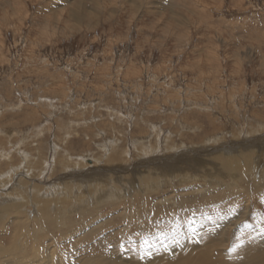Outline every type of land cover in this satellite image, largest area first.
Returning <instances> with one entry per match:
<instances>
[{
  "label": "rangeland",
  "instance_id": "1",
  "mask_svg": "<svg viewBox=\"0 0 264 264\" xmlns=\"http://www.w3.org/2000/svg\"><path fill=\"white\" fill-rule=\"evenodd\" d=\"M227 148L264 163V0H0V264L26 250L22 264H132L120 245L206 239L247 210L229 250L214 247L229 260L237 230L264 232V173L250 190L244 163L218 180ZM206 192L225 199L207 209ZM57 208L68 239L41 230L65 229Z\"/></svg>",
  "mask_w": 264,
  "mask_h": 264
},
{
  "label": "bare ground",
  "instance_id": "2",
  "mask_svg": "<svg viewBox=\"0 0 264 264\" xmlns=\"http://www.w3.org/2000/svg\"><path fill=\"white\" fill-rule=\"evenodd\" d=\"M82 15H83V13H82ZM97 23H95V24H97ZM225 153L228 154V155H230V156H222V155H218V154L215 153L216 155L214 156V160H215L214 165H215V175H216V178L219 180L221 178V176H223V173L219 171L222 166L223 167L225 166L231 172H234V171L235 172H239L240 169H241V164L244 163L245 164V167L247 169L245 175L252 173L253 174V177H254L253 179H251V184L248 187L249 188L248 190H250L253 187V185L255 184L256 178L261 174V172L264 173V163H263V161L260 160L258 157H257V160H256V157L254 158L255 151L254 152H250V151L247 150L240 157H237L236 155H233L232 154V150L229 149V148L226 149V152ZM211 154L214 155V153H211ZM258 160H260V162ZM256 161H258L257 162L258 165L255 166L256 169H254L255 172L253 173L252 172V168H254V167H252V166L254 164H256ZM247 164L249 166H247ZM203 174L206 175V176L208 175L207 173H203ZM196 177H197V175H196ZM196 177H193L192 179L195 180ZM224 177L227 178L229 176L224 174ZM234 178H235V176H234ZM236 180L238 182V188L241 189V188H243L244 183L245 182H248L249 179L248 180H247V178H244L243 179L242 177H240V176L237 175ZM155 181H159L160 182V180H155ZM165 181L166 180H163L162 183H165ZM152 186H153V188H156L155 187V184H153ZM218 186H219V184H218ZM220 187H221V185H220ZM151 190H155V189H151ZM143 192H145V193H143ZM143 192H142L143 194H146V191L145 190ZM215 193H216V191H215ZM206 194L209 195L206 198H199V196H197V195H200V194H196L195 196H196V198L198 197V199H203V200L206 201L205 204L209 205V206H206L207 209L213 208V206H215L216 203H217V201H216L217 199L218 200L225 199L224 197H222L221 195H219V192H218V196H215V194H209L207 192H206ZM134 197L136 198V195ZM19 198H21V197H19ZM190 199H192V198H190ZM112 203H114V202L112 201ZM112 203H111V205H112ZM14 204L15 203H13V205ZM20 205L21 204L18 203V205L15 208H13V209L15 211H17L18 209H20V207H21ZM54 205L55 204H53V206ZM201 206H203V205H201ZM57 209H56V211H54V214L52 213V215L59 220L55 225L56 226L57 225H64L65 226V229L56 230V227L55 226H51V227L48 226V227H46V229H41V230H47V232H49L50 235H53V233H54V234H58V235L62 236L64 239H68L70 237V235L67 236L66 233L65 234H63V233L69 227H72V225H73L72 220H70L69 211L67 210V211L59 212L61 210H59V209L57 210ZM25 210L24 209L22 210L23 211L22 214L25 213ZM39 210H40V208L36 211V213H35V211H33L36 214V216L33 219H37L38 221L40 220V224L42 225L43 221L50 219L49 218V215H48V211H50V209L49 210H47V209H41L40 212H39ZM215 210H217V209H215ZM7 212L10 213V210H8ZM247 212H248L247 210H243V211H240L239 210L238 214H241L239 217L230 218V216H228L230 214L226 213V214L222 215L221 218H219V219L217 218V220H218L217 222H214V224H208L211 227L210 232L206 236L205 235H202V237L203 238H206V239H201V238H199V236H195V237L192 236L191 237V236L188 235L189 232H185V235L182 234L180 236H177V238L174 237L175 235L174 236L173 235L167 236L163 240V245H165V246H162V247H158L159 245H156L154 243L155 241L153 240V242H152L153 243V245H152L153 247L150 248V250H147L146 251V254H144L143 252H140V251L139 252L132 251V250H125L124 251L122 249V245H120V250L119 251H122V252H125V253H129L128 255L129 256H132V257H130V259L132 261V264H224V263L225 264H264V252H262V251H264V242H262V240H264V232H263V230L260 231L258 234L256 233L257 236L253 234L252 239L250 238V234H245L244 232H242V231H244L243 229L237 230V232H236L237 235L235 234L237 243H235L234 244L235 246L232 247V249H234V250H230L229 251V252H231L230 259L229 260L228 259H224V261L216 262V261H214L215 259H213V257L215 256L214 254H213L214 256L212 257V253L214 252V247L215 246H218V248H220L219 246H223V248H225V250H229L230 247L228 249H226V246H230V244H231L230 243V241H231L230 238H231V236H233L232 235V229L231 228L234 227V226H236V224L238 223V221H240L241 219L242 220L243 219H246ZM82 214H85V213L84 212L81 213L80 216ZM190 219L191 220H194L195 218L194 217H190ZM190 219H188V220H190ZM203 222H206V221H203ZM210 222H212V221H210ZM214 225H215V227H214ZM242 225H243V223H242ZM241 226H240V228H241ZM90 228H92V226ZM261 229H264V224H262V223H261ZM41 230H39V232H41ZM78 231H81L79 234H83L82 233V229L80 228V230H75L73 232V235L74 236H77L78 235L77 234ZM97 231H99V230H97ZM185 231H188V230L186 229ZM249 231H250V228H249ZM50 232H53V233H50ZM143 232H145V231H143ZM197 232H198V230H197ZM256 232H258V231L256 230ZM41 234H42L43 237H46L47 236V235L46 236L44 235L45 234L44 231H42ZM199 234H201V233H199ZM194 235H196V234H194ZM139 237H140V235H139ZM168 237H170L172 239H170ZM187 237H188V239H186ZM155 238H156V236H155ZM130 240H132V237H130ZM0 242H2V241H0ZM77 242H78L77 244L79 245V241H77ZM107 242H110V241L107 240ZM104 243L105 242L104 241L102 242V239H101V241H99L97 244H104ZM110 245H108V246H110ZM140 245H142V244H140ZM105 247H107V245ZM115 247L116 246L113 247V249H112L113 251H114V248ZM3 250L5 251V253H7V250H6V247L5 246L3 247ZM111 251L106 250V254L108 255V259L110 261L115 262L118 259V257L120 256V252L118 251L116 253H112ZM225 252H227V251H225ZM42 253L44 255L45 252H42ZM111 253L113 254L112 256L110 255ZM20 254H21V257L23 259H27L31 255L30 251H27V250L21 252ZM82 256L83 255H79V257H78V262H80L79 264H111V263H107V262H104L102 260L97 259L96 255L94 256V258H89V259H83ZM21 257L18 256V255H14V254H11V253H7V256H6V264H22V262H21L22 261V258ZM73 257H74V255H72V258ZM44 261L47 262L48 264H52L51 261L47 259L46 254L43 257H38V259L37 260H34L31 264H44ZM60 261L66 263V264H75V260H73L72 263H71V262H68V260L65 261L64 258L57 259V261H56L57 264H62Z\"/></svg>",
  "mask_w": 264,
  "mask_h": 264
}]
</instances>
